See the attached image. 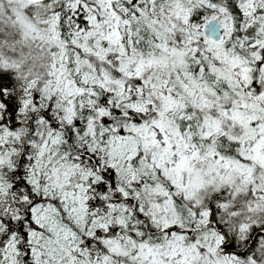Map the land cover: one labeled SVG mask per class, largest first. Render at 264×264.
Listing matches in <instances>:
<instances>
[{"label": "snow or ice", "instance_id": "obj_1", "mask_svg": "<svg viewBox=\"0 0 264 264\" xmlns=\"http://www.w3.org/2000/svg\"><path fill=\"white\" fill-rule=\"evenodd\" d=\"M0 264H264V0H0Z\"/></svg>", "mask_w": 264, "mask_h": 264}]
</instances>
